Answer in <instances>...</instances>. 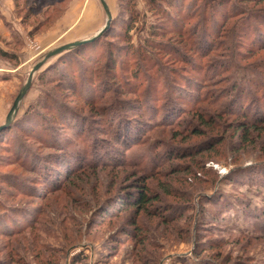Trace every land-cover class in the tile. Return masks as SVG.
<instances>
[{
    "label": "rangeland",
    "instance_id": "1",
    "mask_svg": "<svg viewBox=\"0 0 264 264\" xmlns=\"http://www.w3.org/2000/svg\"><path fill=\"white\" fill-rule=\"evenodd\" d=\"M93 1L0 0V125L47 51L104 25ZM171 1L107 4L34 73L0 128V264H264V18H242L264 0ZM122 120L142 142L115 141Z\"/></svg>",
    "mask_w": 264,
    "mask_h": 264
},
{
    "label": "trees",
    "instance_id": "2",
    "mask_svg": "<svg viewBox=\"0 0 264 264\" xmlns=\"http://www.w3.org/2000/svg\"><path fill=\"white\" fill-rule=\"evenodd\" d=\"M165 2H167V3H170V4H172V1L171 0H165ZM170 4H169V6H170ZM263 10V12H264V9H262ZM242 18H244V17H247L245 20H246V24H247V26L249 27V28H251L252 27V22L250 21V20H248V18H251V19H253V20H260V19H262V18H264V13L260 16V15H255L254 14V11L253 10H248V11H243L242 12ZM205 42H206V40H205ZM203 43V42H202ZM146 47H148V48H150L151 47V45L150 44H148L147 43V45H146ZM252 83H253V81H252ZM255 85V84H254ZM255 91H258L259 89H261L262 87H259V86H257V85H255ZM239 89H237V91H238ZM259 105V104H258ZM214 107V106H213ZM94 109H95V106H94ZM105 112V111H104ZM212 112L214 113V115L215 116H220V114L221 113H223L221 110H218L216 107H214L213 108V110H212ZM208 114V112H200V116L199 115H197L196 116V118H195V120H193V122L194 121H198L199 122V124H204V125H206V126H208L209 128H211V130H213V129H217L218 128V126H219V121L218 120H216V121H214L213 123H207V122H205V120H206V116L205 115H201V114ZM229 114V113H228ZM256 114V113H255ZM94 116H98V114L96 113ZM199 116V117H198ZM253 116V115H252ZM260 116V114L258 113L257 114V116L256 115H254V117H259ZM262 117H261V119H256V120H253V122H250V124H249V126L251 127V128H253V129H256L257 127V124L258 123H260V122H262V121H264L263 119H264V114L263 115H261ZM198 117V118H197ZM113 124L115 123L114 121L112 122ZM113 124H111V125H113ZM194 124H192V126H193ZM120 127V128H119ZM119 131H115V141H118V144L119 145H123V146H125L127 143H133V144H137V143H139V142H142L143 141V137H141V135L139 136V133L138 132H136V130L132 127V124H131V122H128L127 120H122V121H119ZM111 128V127H110ZM121 128H126L127 129V132H124V131H122L121 130ZM243 129V128H242ZM212 143H213V141L214 140H210ZM215 142V141H214ZM218 142H220V141H218ZM201 143V142H200ZM152 144V143H151ZM159 144H161V143H159ZM201 146L202 147H204V144L203 143H201ZM153 146H151L150 145V149L152 148ZM201 147V148H202ZM188 148V147H187ZM196 149V148H195ZM206 151V148L204 147V148H202V150L201 151ZM107 151H109V148H106V149H103V151H102V153H104V152H107ZM207 151H211L210 149H207ZM192 153V152H191ZM191 153H186V155H183V158L184 157H186L187 155L189 156V158L190 157H192V154ZM99 154V153H98ZM159 154H160V151H159ZM159 154H157V155H153V154H150V155H144V156H142V159H136V160H131V161H129L128 159H126V158H122V159H120L119 158V156H118V153H117V151L116 150H113V151H109V152H107V155L109 156V157H111V155L113 156V162H115V161H117V159H119L120 161L118 162V163H121V164H119L120 166L121 165H131V166H134L135 168L137 167L138 168V170H142L143 172H145L144 174L145 175H150V176H152L153 174H155L156 173V171H157V168L160 166V164H155L154 166H156V169H154L152 166H149V165H147V166H139V164H138V161L137 160H139L140 162H142V164H144V165H146V164H148L149 162H151L152 160H155L156 159V157H158L159 156ZM182 154H178V153H176V156H177V158H180V156H181ZM130 158V157H129ZM132 159V158H131ZM143 160V161H142ZM104 162H106V161H104ZM110 163H112V162H110ZM147 171V172H146ZM148 197V195H143V193H142V191L138 188V191L136 192V193H132V194H130V195H127V196H125V198L126 199H128L129 201H127V203H128V205H130V206H134V205H136V206H142V203L144 202V200L143 199H146ZM155 200H157V199H155ZM126 203V202H125ZM134 227H135V229L133 230V231H127V232H125L124 233V235H129L130 237H133L134 239L136 238V237H138V235H137V232L138 231H141V228L140 227H138L137 225H135V223H134Z\"/></svg>",
    "mask_w": 264,
    "mask_h": 264
},
{
    "label": "water",
    "instance_id": "3",
    "mask_svg": "<svg viewBox=\"0 0 264 264\" xmlns=\"http://www.w3.org/2000/svg\"><path fill=\"white\" fill-rule=\"evenodd\" d=\"M99 2L101 3L102 5V8L107 16L106 18V21L104 23V25L96 32L94 33L92 36L90 37H86V38H83V39H79V40H76V41H72V42H69V43H65V44H62L60 46H57L49 51H47L45 53V55L43 56V58L38 61L36 64H34V66L32 67V69L30 70L29 74H28V78L25 82V84L20 88L16 98L14 99L13 101V104L10 108V110L8 111L7 115H6V122L5 124H8V122L10 121L12 115H14L18 109V105L20 104V102L22 101L24 95L26 94V92L28 91L30 85H31V82H32V78H33V75L36 71H38L39 69H41L45 64L46 62L51 59V58H54L56 56H59L60 54H62L63 52H66L72 48H75L79 45H82V44H85V43H89V42H92L94 39H96L97 37H99L102 32L108 27L109 25V21L111 20V13H110V10L107 6V3L105 0H99ZM5 124L3 125H0V128L2 126H4Z\"/></svg>",
    "mask_w": 264,
    "mask_h": 264
},
{
    "label": "crops",
    "instance_id": "4",
    "mask_svg": "<svg viewBox=\"0 0 264 264\" xmlns=\"http://www.w3.org/2000/svg\"><path fill=\"white\" fill-rule=\"evenodd\" d=\"M105 1H106V3L108 5L114 4V2H115V0H105ZM36 4L37 3H33V5H36ZM88 4H90V7H91V5H93L95 3H94L93 0H88ZM86 8H87V6H86ZM86 8L81 10V8L78 6V3L76 1L75 2H70L69 3V9L66 12V16L64 18H67V19H70V20H73V21L81 20V18L84 16V13L87 11V10H85ZM10 15H11V13H10ZM90 19H92V18H90Z\"/></svg>",
    "mask_w": 264,
    "mask_h": 264
}]
</instances>
